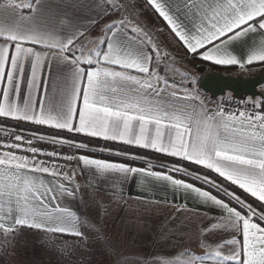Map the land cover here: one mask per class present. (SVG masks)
<instances>
[{
	"label": "snow or ice",
	"instance_id": "snow-or-ice-1",
	"mask_svg": "<svg viewBox=\"0 0 264 264\" xmlns=\"http://www.w3.org/2000/svg\"><path fill=\"white\" fill-rule=\"evenodd\" d=\"M148 3L189 53L199 52L202 59L218 65L243 67L230 49L236 42L249 37L255 41L259 37L258 47L249 44L246 63L264 62V0L178 3L148 0ZM43 7V0H7L0 5V10L17 17L12 24H0V117L122 141L180 157L214 171L264 202V109L256 102L251 111L207 109L195 87L170 82L166 74H160L168 53H162L152 35L134 19L124 16L105 25L100 37L90 39L79 26L64 20L57 22L55 14H50L52 22H38ZM122 7L116 4L115 12L119 14ZM25 12L30 14L24 15ZM85 41L92 46L88 47ZM50 60L71 68V85L64 89L61 102L55 105L34 99V94L38 97L41 91H46L38 72ZM26 64L30 65L31 76L27 80L28 95L21 103ZM185 79L188 84L195 82V78ZM5 132L6 138L0 139L3 234L7 236L19 226H27L81 236L75 214L56 203L59 197L75 194L78 186L68 187L75 173L70 176L54 161L39 159L41 155L51 158L60 154L43 152L33 141L47 139L78 149L87 145L35 133L25 140L23 132ZM63 158L78 159L85 167H94L100 178L116 175L123 182L141 174L196 193L205 203L211 202L227 213L222 222L233 233L226 241L230 246L227 255L223 252L224 244L201 242L217 264H264V226L253 219L258 215L264 222V212L256 213L234 193L221 189L243 205L240 210L183 179L152 171L151 165L149 169L138 168L88 155ZM181 170L176 166L172 169ZM45 174L53 180L46 183L41 178ZM203 179L210 182L207 177ZM203 259L192 256L185 264ZM162 264L172 262L164 260Z\"/></svg>",
	"mask_w": 264,
	"mask_h": 264
},
{
	"label": "crops",
	"instance_id": "crops-1",
	"mask_svg": "<svg viewBox=\"0 0 264 264\" xmlns=\"http://www.w3.org/2000/svg\"><path fill=\"white\" fill-rule=\"evenodd\" d=\"M141 1L147 8V13H149L147 16L150 20L149 30L154 28L157 31L160 30L162 36L165 37V41L162 39L158 42L161 52L163 53V50L167 49V51L173 52L181 59H188L196 69H203L200 78L209 71L237 75L246 74L248 70L264 66V62L246 63L248 46L252 44L258 47L259 37L255 41L252 37H249L244 41L236 42L230 49L241 60L243 67L239 64L218 65L213 61L202 59L199 52L196 54L189 53L178 38L170 32L166 22L159 17L154 8L148 3V0ZM16 2H19V0H16ZM160 2L163 3L165 0H160ZM167 2L178 3L181 0H167ZM6 3L7 0H0V5ZM113 4L112 0H43L44 7L42 14L38 17V22H52L50 14H55L57 22L64 20L68 24L77 25L87 37L95 39L103 34L105 25L121 19V17L114 14ZM29 14L24 13V15ZM16 20L17 17L10 11L0 10V24L9 25L16 22ZM85 44L88 47L92 46L87 41H85ZM37 50H41V46H37ZM76 55H79V52ZM221 67L224 69H219ZM169 69L170 67L167 68V72H169ZM159 71L161 75L166 74L163 73V65L160 66ZM166 75L170 82L172 80L178 81L176 77L170 74ZM30 76L31 68L30 65L26 64L25 81L21 89V103L23 98L28 95L27 80ZM38 77L43 82L46 91H41L38 97L34 94V99H42L46 105L59 104L63 98L64 89L71 85V68L62 62L50 60L38 72ZM195 89L207 109L216 110L221 107L215 104L219 100L202 90L199 83L198 88ZM0 118L34 124L24 120ZM37 126L67 131L48 125ZM0 127L5 126L0 125ZM38 134L45 137L62 138L48 134ZM77 134L88 136L82 133ZM92 138L105 140L102 137ZM46 141L50 142L47 139ZM107 141L143 148L122 141ZM62 145L70 146L69 144ZM81 149L101 155L141 161L149 165L156 164L169 170L174 167V165L117 149L90 145ZM144 149L156 151L150 148ZM92 158L124 163L102 157ZM176 158L182 159L180 157ZM61 168L63 171L68 172L70 176L72 172L75 173L73 183L68 184V187L74 185L78 187L75 189L73 196L59 197L56 203L61 208H67L75 214L78 218L77 229L82 235L76 236L19 226L17 230L22 232L21 235H25L24 240H19V250L9 253L4 264H162L164 260H170L172 264H185L192 256L204 257L203 261H197L196 264H217V259L209 254V249L201 247V242L206 241L213 246L218 243L224 244L223 252L225 255L230 251V246L226 244V241L232 238L233 233L222 222V218L227 213L211 202L205 203L202 198L190 190L176 189L169 182L159 181L141 174L130 176L129 179L123 182L116 175L107 179L100 178L97 176L94 167H85L79 160L73 167L61 166ZM138 168L149 169V167ZM181 169L180 172L200 179L194 175L195 173L187 172L185 168ZM41 178L46 183L53 180L47 174ZM63 182L68 183L67 181ZM193 185L198 187L195 184ZM261 203L264 204V202ZM213 224H216L217 227L213 228ZM66 236L73 238H66ZM31 239L34 241H31Z\"/></svg>",
	"mask_w": 264,
	"mask_h": 264
},
{
	"label": "trees",
	"instance_id": "trees-1",
	"mask_svg": "<svg viewBox=\"0 0 264 264\" xmlns=\"http://www.w3.org/2000/svg\"><path fill=\"white\" fill-rule=\"evenodd\" d=\"M219 69H224V68L221 67ZM219 98L221 99L220 106L228 111H238V110L251 111L253 109V102H256L258 97L253 98L250 96H246L242 98H236L233 96L232 93H226L224 96L218 97L217 99L219 100ZM260 98L261 100L259 101V107L264 109V104L260 103L261 101H264V96ZM0 125L8 127V128H19V129L36 132V133L58 136V137L68 139L70 141H74L77 143H83V144L90 145L93 147L113 148V149L121 150V151L130 153V154L136 155V156H141V157L149 158L152 160L160 161L162 163L185 168L186 170L191 171L192 173H195L200 176L211 179L212 181L221 185L224 189L239 196L242 200L252 205L260 212H264V204L258 201L255 197H252L251 194H249L248 192L244 191L243 189H240L237 185L232 184L231 182L227 181L225 178L220 177L214 171L204 168L202 166H199L197 164L191 163L189 161L183 160V159H179L176 157H172L169 155H165V154L152 151V150H148V149H144V148H138L134 146H128L125 144L114 143V142H110L107 140L92 138L89 136H84V135H80V134L73 133V132L53 130L50 128L37 126V125L26 123V122L18 123L13 120L0 118ZM74 149L78 152V154H82V155L119 160L121 162L130 164L133 166H138V167H149L150 166L149 164H146L141 161L113 157V156L104 155V154L101 155L96 152H92V151L81 149V148L80 149L74 148ZM151 169L156 170V171L168 172L177 178L187 180L195 184L196 186L202 189H205L207 191H210L214 195H217L219 199H223L225 202L229 203L230 206L236 207L238 210H240L243 207V205L238 204L237 201H235L229 195H226L225 192L189 174H186L180 171L175 172V171L167 169L166 167L156 165V164L151 165ZM244 212L245 214H247V209H244ZM253 219L255 222L261 223V226H264V222H261L259 217L255 216ZM66 238H73V237L66 236Z\"/></svg>",
	"mask_w": 264,
	"mask_h": 264
},
{
	"label": "rangeland",
	"instance_id": "rangeland-1",
	"mask_svg": "<svg viewBox=\"0 0 264 264\" xmlns=\"http://www.w3.org/2000/svg\"><path fill=\"white\" fill-rule=\"evenodd\" d=\"M112 2L114 3L113 4V11L117 17L122 18V17L126 16L129 19H134L135 21H137L139 23V25L145 31H147L148 33H150L152 35L153 39L157 43L159 41H162V39L164 40L165 37L162 36L160 30L157 31L155 28L153 30H149L150 29V20L147 18L149 13H147L148 10L145 7V5L142 3L141 0H112ZM116 4L123 5V7L120 9L119 14H117L114 10V6ZM157 38H159V40H157ZM163 52L168 53V57L166 58V60L162 64L163 65V71H164L163 73L170 74L171 76L176 77L178 79V81H177L178 83L182 82L187 87H195V88L197 87L198 88V83L201 80V78H200L201 77L200 76L201 71H203V69H196L192 65V63L189 62L188 59H181V57H179V56L177 57L173 52L167 51V49L163 50ZM169 64H171V65L169 66ZM168 67H170L169 72H167ZM171 68H172V70H171ZM260 72H264V66H260L259 68L256 67L254 69L248 70V71H246V74L254 76ZM185 77H187L188 79L195 78L194 84H188ZM260 90L264 94V85H262L260 87ZM260 100H261L260 97H258L256 100L258 105H259ZM220 103H221V99L219 98V101L215 102V104L217 106H219ZM101 148H103V147H101ZM108 149H113V148H108ZM187 172H191V171L187 170ZM194 175L199 177L201 180L205 181L203 179L204 178L203 176H200L198 174H194ZM208 180L210 181L208 183L213 185V183H211V182H214V181H212L211 179H208ZM215 184L219 185L216 182H215ZM216 188H218L220 190L224 189L221 185H220V187H216ZM221 191H223V190H221ZM223 192H225V191H223ZM230 197L232 198V196H230ZM242 201H244V200H242ZM245 204H248V203L245 202ZM252 208L256 211V213H262L259 210H257L255 207L252 206ZM256 217H259V216L257 215ZM20 233H22V232L16 230L14 233L5 236L3 234V230L0 229V264H4V261L6 263L5 258L9 253L19 250V240H24V236H25V235H21ZM31 241H34V240L31 239Z\"/></svg>",
	"mask_w": 264,
	"mask_h": 264
},
{
	"label": "water",
	"instance_id": "water-1",
	"mask_svg": "<svg viewBox=\"0 0 264 264\" xmlns=\"http://www.w3.org/2000/svg\"><path fill=\"white\" fill-rule=\"evenodd\" d=\"M264 85V72L251 75H228L220 72L209 71L203 75L199 87L213 98L232 93L236 98L250 96L263 97L260 87Z\"/></svg>",
	"mask_w": 264,
	"mask_h": 264
},
{
	"label": "built area",
	"instance_id": "built-area-1",
	"mask_svg": "<svg viewBox=\"0 0 264 264\" xmlns=\"http://www.w3.org/2000/svg\"><path fill=\"white\" fill-rule=\"evenodd\" d=\"M16 122L20 123V121H16ZM5 130H8V132H11L13 130L17 133L23 132L25 135V140L31 139L33 133L39 135L36 132H32V131H28L24 129L0 127V139L6 138ZM33 143H34V146L41 148L43 152H57L60 154L59 157H51V158L45 155H41L39 159L48 160L49 162L54 161L56 164L63 166V167H73L77 163L78 159H73L69 161L63 158L65 156H74V157L79 156L78 152L72 146H67V145H62V144H53L46 140L33 141Z\"/></svg>",
	"mask_w": 264,
	"mask_h": 264
},
{
	"label": "flooded vegetation",
	"instance_id": "flooded-vegetation-1",
	"mask_svg": "<svg viewBox=\"0 0 264 264\" xmlns=\"http://www.w3.org/2000/svg\"><path fill=\"white\" fill-rule=\"evenodd\" d=\"M243 75H245V74H243Z\"/></svg>",
	"mask_w": 264,
	"mask_h": 264
}]
</instances>
